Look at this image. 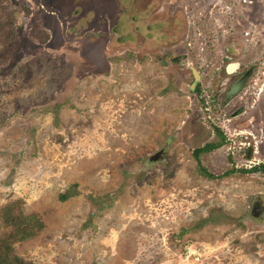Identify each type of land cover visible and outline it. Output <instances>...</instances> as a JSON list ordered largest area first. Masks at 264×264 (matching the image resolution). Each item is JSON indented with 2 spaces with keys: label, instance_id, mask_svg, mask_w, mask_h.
<instances>
[{
  "label": "rangeland",
  "instance_id": "374dc122",
  "mask_svg": "<svg viewBox=\"0 0 264 264\" xmlns=\"http://www.w3.org/2000/svg\"><path fill=\"white\" fill-rule=\"evenodd\" d=\"M231 62L264 78V0H0V216L43 225L14 254L264 264V173L241 172L263 164L237 143L193 156Z\"/></svg>",
  "mask_w": 264,
  "mask_h": 264
},
{
  "label": "flooded vegetation",
  "instance_id": "af4514ba",
  "mask_svg": "<svg viewBox=\"0 0 264 264\" xmlns=\"http://www.w3.org/2000/svg\"><path fill=\"white\" fill-rule=\"evenodd\" d=\"M192 71L193 85L191 86V91L196 95V100L200 104L202 101L201 94V77L199 74ZM193 71L197 74V78L194 77ZM224 73L230 77L226 78L224 82H218L217 89L211 95V106L206 103L202 107V111L210 112L215 115L213 120H219L220 123L212 122L209 126V138L211 137V142L205 143L201 148L196 150L212 147L214 145H226L228 152V145L237 143L242 147L243 155L247 160H255L263 164L259 166L260 169L264 167V101L262 102V109L257 111L256 114L250 117H243L242 105L237 104L236 101H244V98L251 99L256 97H261L264 100V78L257 79L253 83L254 69L252 66L241 70L240 63H228L227 67L224 68ZM237 87L236 90H233ZM233 92L232 94H230ZM247 96H251L248 98ZM259 98H257L258 101ZM246 102V101H245ZM244 103V102H243ZM254 103H256L254 101ZM252 108V107H251ZM233 109V110H232ZM210 118V117H208ZM245 119L246 122H245ZM245 122V123H244ZM249 126H245V124ZM185 124V123H184ZM183 124V125H184ZM199 134V133H198ZM209 151L205 152L208 153ZM195 150H193L194 152ZM204 154H198L196 160ZM257 155V157H255ZM226 161L228 162V153ZM254 169V168H252ZM250 169V170H252ZM200 172L202 174L206 173L204 169L201 168ZM260 213L264 211L263 206H259Z\"/></svg>",
  "mask_w": 264,
  "mask_h": 264
},
{
  "label": "trees",
  "instance_id": "16d2710c",
  "mask_svg": "<svg viewBox=\"0 0 264 264\" xmlns=\"http://www.w3.org/2000/svg\"><path fill=\"white\" fill-rule=\"evenodd\" d=\"M217 147H219V144L214 145L211 148L205 147L195 150L193 152V156L197 158L198 154L205 153L209 151V149L213 150ZM254 171H257V168L241 172L248 173ZM261 171L264 173V167L261 168ZM206 177L210 176L207 175ZM65 200L66 196L60 197V201L64 202ZM16 205V203H12L11 205L5 206L1 211L0 219L2 220V225L5 229H7L6 227L10 228V232L0 237V264H31L21 260L14 254L11 242L13 239L18 242L26 240L34 236L35 233L39 232L43 228V225L35 216L22 217L20 212L15 216L11 215L16 208Z\"/></svg>",
  "mask_w": 264,
  "mask_h": 264
},
{
  "label": "water",
  "instance_id": "95a60500",
  "mask_svg": "<svg viewBox=\"0 0 264 264\" xmlns=\"http://www.w3.org/2000/svg\"><path fill=\"white\" fill-rule=\"evenodd\" d=\"M193 75H194V77L195 78H197L196 76H197V74L193 71ZM237 89V87H235L233 90H236ZM233 92H231L230 94H232Z\"/></svg>",
  "mask_w": 264,
  "mask_h": 264
}]
</instances>
